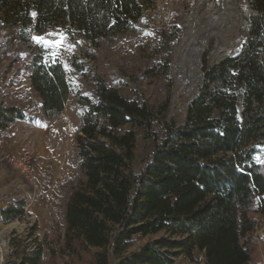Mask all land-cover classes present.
I'll list each match as a JSON object with an SVG mask.
<instances>
[{"label":"trees","instance_id":"1","mask_svg":"<svg viewBox=\"0 0 264 264\" xmlns=\"http://www.w3.org/2000/svg\"><path fill=\"white\" fill-rule=\"evenodd\" d=\"M150 1L0 0V25L28 42L54 27L99 46L136 30ZM249 5L240 49L214 63L202 59L205 74L183 122L165 115L166 103L157 107L103 80L94 99L77 95L83 177L65 204L60 254L90 264H174L201 251L204 264H255V214H264V153L257 148L264 146V0ZM34 49L31 88L45 115L55 117L70 94L67 72L58 54ZM26 118L17 106H0V131ZM158 125L164 135L137 173L138 131L149 137ZM26 206L19 200L1 208L0 218L21 217ZM138 235L154 237L130 251ZM30 259L40 264L42 253Z\"/></svg>","mask_w":264,"mask_h":264},{"label":"rangeland","instance_id":"2","mask_svg":"<svg viewBox=\"0 0 264 264\" xmlns=\"http://www.w3.org/2000/svg\"><path fill=\"white\" fill-rule=\"evenodd\" d=\"M222 1L151 0L136 30L102 39L99 46L81 37L71 38L54 27L41 35L33 34L29 42L18 31L0 30V106L15 104L27 114L26 119L14 125L13 139L3 141L4 135L0 138L5 157L4 167L0 169L3 189L0 209L18 204L19 200L27 202L23 216L11 221L0 218V264H33L30 258L36 252L42 253L40 264H90L87 257L77 259L60 254L55 244L58 235L62 240L65 233L68 196L83 177L78 166L76 137L84 108L79 105L77 95L94 99L97 82L103 80L118 87L123 94L157 107L166 103L165 115L183 122L187 105L200 88L204 72L202 59L207 56L208 62L214 63L236 53L249 31L250 0H231L227 10L223 9ZM211 7L224 17L222 24L219 18L215 21L208 18ZM227 12L231 19H225ZM204 29L209 34L200 58V76L192 82L179 72V56L187 41L193 35L203 34ZM61 36L62 44L56 45L34 39L43 37L55 42ZM36 45L58 54L67 72L70 94L64 110L55 117L45 115L41 99L28 83ZM12 92L17 95L12 97ZM11 98L17 100L12 102ZM130 127L128 124L124 128ZM154 130L156 133L149 137L138 131L137 173L164 135L160 125ZM257 148L264 153V146ZM30 152L39 154L34 163V181L21 175L7 159L10 154ZM255 217L254 263L264 264V214L257 213ZM153 237L136 236L130 251ZM53 251L61 256L53 255ZM204 260L203 252L196 251L194 261L181 254L174 264H204Z\"/></svg>","mask_w":264,"mask_h":264},{"label":"bare ground","instance_id":"3","mask_svg":"<svg viewBox=\"0 0 264 264\" xmlns=\"http://www.w3.org/2000/svg\"><path fill=\"white\" fill-rule=\"evenodd\" d=\"M230 2L231 0H223L221 2L224 10H227V6L229 5L228 3ZM208 12H209L208 18H210L211 20L214 19L215 21L216 19L219 18V22L221 24L225 21L224 17L221 16V14L219 15L218 12L214 10V7L209 8ZM225 15H226L225 19L226 18L231 19L230 13L227 12ZM231 16H233V14ZM230 22H231V25L233 26L232 20H230ZM208 34L209 32L205 30L203 34L201 35L200 34L193 35L187 41L186 45L181 50V54L179 56V72L184 74V78L186 80L196 82L197 78L200 76V71H199L200 58H201V54L203 52L204 44L207 40Z\"/></svg>","mask_w":264,"mask_h":264},{"label":"built area","instance_id":"4","mask_svg":"<svg viewBox=\"0 0 264 264\" xmlns=\"http://www.w3.org/2000/svg\"><path fill=\"white\" fill-rule=\"evenodd\" d=\"M0 30L3 32L12 31L9 26H0ZM33 34H31L32 37ZM39 158V154L36 152L13 154L10 156L9 161L11 165L25 178L30 181L35 180L34 163Z\"/></svg>","mask_w":264,"mask_h":264},{"label":"crops","instance_id":"5","mask_svg":"<svg viewBox=\"0 0 264 264\" xmlns=\"http://www.w3.org/2000/svg\"><path fill=\"white\" fill-rule=\"evenodd\" d=\"M30 71V70H29ZM28 83L31 85V82H30V78H29V74H28ZM16 89V91H17V89L18 88H15ZM13 93V92H12ZM17 95V92L16 93H13V94H11V96L13 97V96H16ZM6 98V100H7V102L9 101V99H8V97L6 96L5 97ZM12 99V102H14V100L16 101L17 100V98H11ZM12 106H15V104H11ZM41 106H43L42 104H41ZM43 108V107H42ZM20 120H16V121H13V122H11L9 125H8V127L5 129V130H3V131H0V138H1V135H4V140L3 141H7L9 138L10 139H13L14 138V134H13V131H12V129H13V127H14V125L17 123V122H19ZM5 133H6V135H5ZM0 143H1V141H0ZM0 169H2L3 167H4V155H3V150H4V148L1 146V144H0ZM11 155H13V154H10L9 156H8V162L10 163V161H9V158H10V156ZM1 186H2V184H0V193H3V189L1 188Z\"/></svg>","mask_w":264,"mask_h":264},{"label":"snow or ice","instance_id":"6","mask_svg":"<svg viewBox=\"0 0 264 264\" xmlns=\"http://www.w3.org/2000/svg\"><path fill=\"white\" fill-rule=\"evenodd\" d=\"M33 15H35V14H33ZM34 39H36L37 42H40V43H52L54 45H56V44H62V42H63V37L62 36H61V38L59 40H57L55 42L46 41L43 37H34Z\"/></svg>","mask_w":264,"mask_h":264},{"label":"water","instance_id":"7","mask_svg":"<svg viewBox=\"0 0 264 264\" xmlns=\"http://www.w3.org/2000/svg\"><path fill=\"white\" fill-rule=\"evenodd\" d=\"M205 74V72H203V75Z\"/></svg>","mask_w":264,"mask_h":264}]
</instances>
